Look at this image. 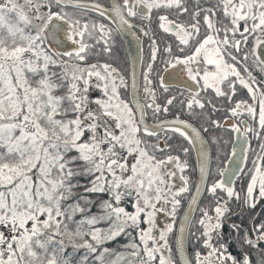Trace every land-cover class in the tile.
Listing matches in <instances>:
<instances>
[{"label": "snow or ice", "instance_id": "6c2138e0", "mask_svg": "<svg viewBox=\"0 0 264 264\" xmlns=\"http://www.w3.org/2000/svg\"><path fill=\"white\" fill-rule=\"evenodd\" d=\"M0 264H264V0H0Z\"/></svg>", "mask_w": 264, "mask_h": 264}, {"label": "flooded vegetation", "instance_id": "af4514ba", "mask_svg": "<svg viewBox=\"0 0 264 264\" xmlns=\"http://www.w3.org/2000/svg\"><path fill=\"white\" fill-rule=\"evenodd\" d=\"M101 2L105 3L107 5V3L109 2V0H101ZM144 48H145V57L147 58V53H148V48H147V41L145 40L144 42ZM124 49H126V43L123 39V43H122V48H121V51L122 53L124 52ZM121 67L125 69L126 72H128L130 74L131 72V65L130 63L129 64H125L123 62V60H121ZM141 84L143 83L142 79H141ZM174 92H179L180 89L179 88H174L173 89ZM243 95V93H241ZM163 99V93L160 92L158 90V101L157 102H160V100ZM174 115V112L173 111H170L168 114H164L163 112H161L159 114V119H170L172 116ZM219 115H223V113H220ZM150 120L153 119V117L151 116V114L149 115L148 117ZM224 123H227V121H225ZM220 135L223 136V138L225 140H231L232 138V134L228 131H223L220 133ZM177 141H173V143H176ZM230 143L223 146L222 147V152L225 148H230ZM211 154L213 155V157H215L216 153H215V148L213 147L212 150H211ZM189 160H190V163L193 165V168L192 170H190L187 174L191 177L190 179V184L191 183H194L195 181V177H196V155H195V152L193 151L191 156L189 157ZM220 163V160L219 159H214L213 162H212V166L213 168H215L218 164ZM190 197H186L185 200L182 201V206L179 207L177 209V217H176V228H178V224H179V221H180V218L182 217V214L183 212L185 211L186 209V206H187V199H189ZM199 213H197L198 215ZM171 218H166L165 216H161L158 214V224H164L167 222V220H169ZM176 228H174V233H173V240H175V235H176ZM187 250L189 251V253L191 252V244H190V241L187 243Z\"/></svg>", "mask_w": 264, "mask_h": 264}, {"label": "water", "instance_id": "95a60500", "mask_svg": "<svg viewBox=\"0 0 264 264\" xmlns=\"http://www.w3.org/2000/svg\"><path fill=\"white\" fill-rule=\"evenodd\" d=\"M124 41H125V43H126V48L128 47V43H129V41H132V38L130 37V36H125L124 38ZM132 45H133V47H135V43H134V41L132 42ZM186 208H187V206H186ZM186 210V209H185ZM185 212V211H184ZM184 212H183V214H182V216L184 215ZM179 225V224H178Z\"/></svg>", "mask_w": 264, "mask_h": 264}]
</instances>
